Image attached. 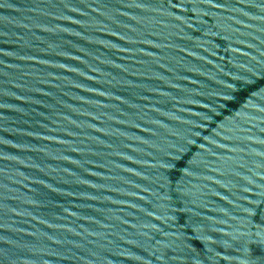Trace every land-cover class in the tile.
I'll return each instance as SVG.
<instances>
[{
	"label": "water",
	"instance_id": "water-1",
	"mask_svg": "<svg viewBox=\"0 0 264 264\" xmlns=\"http://www.w3.org/2000/svg\"><path fill=\"white\" fill-rule=\"evenodd\" d=\"M262 262L264 0H0V264Z\"/></svg>",
	"mask_w": 264,
	"mask_h": 264
},
{
	"label": "snow or ice",
	"instance_id": "snow-or-ice-1",
	"mask_svg": "<svg viewBox=\"0 0 264 264\" xmlns=\"http://www.w3.org/2000/svg\"><path fill=\"white\" fill-rule=\"evenodd\" d=\"M260 250V246H254V254L258 253ZM262 264H264V262H262Z\"/></svg>",
	"mask_w": 264,
	"mask_h": 264
}]
</instances>
